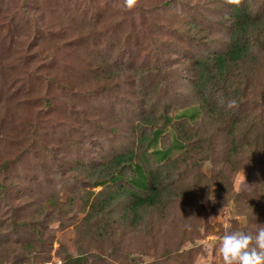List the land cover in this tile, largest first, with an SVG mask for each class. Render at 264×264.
Masks as SVG:
<instances>
[{
  "label": "rangeland",
  "instance_id": "1",
  "mask_svg": "<svg viewBox=\"0 0 264 264\" xmlns=\"http://www.w3.org/2000/svg\"><path fill=\"white\" fill-rule=\"evenodd\" d=\"M237 5L264 20V0H0V264H223L219 237L264 223V25L227 83L197 84ZM131 150L170 188L137 217L135 164L91 185Z\"/></svg>",
  "mask_w": 264,
  "mask_h": 264
},
{
  "label": "trees",
  "instance_id": "2",
  "mask_svg": "<svg viewBox=\"0 0 264 264\" xmlns=\"http://www.w3.org/2000/svg\"><path fill=\"white\" fill-rule=\"evenodd\" d=\"M230 16L234 25L230 36V47L219 53L197 57L195 59L196 65L199 67L200 71L198 78L200 82H197L198 86L202 85V87L205 86V88L222 87L227 83L234 67L246 56L248 38H250V34L253 33L252 30H254V27H258V25H264L263 19L253 17L252 13H250L246 7L241 8L240 5L234 6V11L231 12ZM200 112L201 108L197 105H193L182 109L177 114H166L163 123L167 126L177 117H184L193 121ZM162 131L163 128L157 127L150 136H145V134L141 136V140L146 141V148L154 155L156 160H159L158 162H163L170 156L169 147L163 148L159 146V135L163 133ZM177 141L178 139L175 133L172 132L171 145H175L176 147L178 145ZM134 159L135 152L133 150L116 155L107 165L109 172L105 173L103 168H98L95 171L91 182L92 187L103 186L110 181L118 180L121 177L122 167L124 165L130 166L135 164ZM160 164L156 170L150 169L146 175H142L140 164L136 163L135 166L138 167L140 174L131 178V181L133 184L140 186L143 192H137L129 188L119 192L125 194V192L128 191L130 194L131 205L129 207V212L133 214V217L139 216L141 211L153 207L160 202H164L167 199L170 193L169 184L166 181L168 175H161L159 171L161 167ZM97 197L98 194H93L92 192L91 197L88 198L89 205L94 206L95 202H93V200ZM114 197L112 199H114ZM96 206L101 208L102 211H105L107 203L98 202Z\"/></svg>",
  "mask_w": 264,
  "mask_h": 264
},
{
  "label": "clouds",
  "instance_id": "3",
  "mask_svg": "<svg viewBox=\"0 0 264 264\" xmlns=\"http://www.w3.org/2000/svg\"><path fill=\"white\" fill-rule=\"evenodd\" d=\"M131 3L132 0H125L126 6ZM231 103L229 101V105ZM207 195L213 199L211 190ZM182 227L189 228L190 225ZM217 251L223 264H264V223H256L252 230H226L219 237Z\"/></svg>",
  "mask_w": 264,
  "mask_h": 264
}]
</instances>
